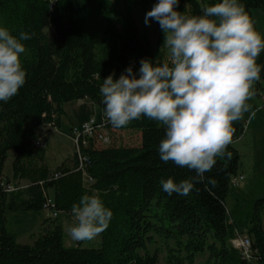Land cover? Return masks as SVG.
<instances>
[{"label":"trees","instance_id":"obj_1","mask_svg":"<svg viewBox=\"0 0 264 264\" xmlns=\"http://www.w3.org/2000/svg\"><path fill=\"white\" fill-rule=\"evenodd\" d=\"M121 1L126 9L118 30L110 0H0L1 25L13 35L21 31L32 34L23 41L25 52L20 56L25 84L8 102H0V264H159L158 252L148 250L156 239L166 246V264H197V257L204 254V264H247L232 246L236 232L251 239L264 264V197L254 202L247 225L230 220L226 208L228 196L236 191L231 180L241 170L234 144L244 135L243 119L233 122L235 131L227 146L231 158H217L204 174L215 184H208L207 179L195 183L183 196L163 192L160 180L171 177L179 182L195 173L160 160L157 149L164 138V125L143 116L117 128L138 133V146L126 147L115 134L108 147L90 143L81 151L86 159L82 169L74 153L51 173L45 163L46 149L35 147L39 129L62 128L66 103L89 100L104 115L99 91L104 78L113 73L119 78L129 66L138 71L143 58L165 61V37L158 22L153 20L158 28L153 51L146 38L140 40L130 10L132 4L146 15L156 0ZM216 2L179 0L176 10L200 15L205 3ZM240 2L258 32L252 11L264 10V0ZM98 19L103 23L101 43L90 32ZM48 28L52 35L46 32ZM256 63L261 68L256 81H264V51ZM11 154V178L28 183L24 202L9 199L3 187ZM46 194L57 212L70 216L72 205L82 195L96 194L102 199L113 216L100 233L98 247L68 246L63 226L51 218L32 244L17 242L6 229V211L43 212Z\"/></svg>","mask_w":264,"mask_h":264},{"label":"clouds","instance_id":"obj_2","mask_svg":"<svg viewBox=\"0 0 264 264\" xmlns=\"http://www.w3.org/2000/svg\"><path fill=\"white\" fill-rule=\"evenodd\" d=\"M179 0H156L145 15V25L158 22L164 33L163 48L169 59L143 58L138 71L127 67L100 85L104 116L114 128L142 116L164 125L158 144L163 162L193 170L189 179L160 180L163 192L187 195L195 183L215 184L205 173L217 158H231L227 146L235 131L233 122L255 116L248 100L251 84L259 79L256 58L264 51V37L253 28L240 0L205 3L200 15L176 10ZM0 26V102H8L25 84L26 70L20 56L23 41ZM75 223L67 227L73 240H90L106 229L113 216L96 194H84L71 208Z\"/></svg>","mask_w":264,"mask_h":264},{"label":"rangeland","instance_id":"obj_3","mask_svg":"<svg viewBox=\"0 0 264 264\" xmlns=\"http://www.w3.org/2000/svg\"><path fill=\"white\" fill-rule=\"evenodd\" d=\"M110 1L115 12V24L118 30H121L126 5L121 0ZM130 10L138 29L140 40L143 41L146 38L150 48L155 51L158 42V28L156 24L152 20L150 25H145V14L141 8L131 4ZM252 15L259 34L264 37V10H253ZM0 26H2L1 23ZM102 29L103 23L98 19L90 31L98 39L99 43L104 39ZM46 32L49 35L53 34L52 28H48ZM168 59L167 53L165 61ZM250 91L251 96L248 103L251 105V110L255 111V116L249 120V114H244L245 132L242 138L234 144L241 157V170L238 175L239 177H243V180L240 181L235 194L231 193L226 200V208L230 220L235 221L239 225H247V221L253 211L254 202L264 197V81L254 80ZM64 108L67 114L63 119L61 129L45 126L38 130V134L44 136L43 142H45L46 149L45 163L49 166L51 173L55 172L64 162L70 161L75 153L73 128L91 119H95L96 121H101L102 119L101 110L89 100L66 103ZM74 119H76V124L71 128L70 122H74ZM115 136V139L126 147H136L140 144V135L132 131H124L122 134ZM13 158L14 155L11 154L5 165V183L16 187L15 192L9 193V199L24 202L27 199V187L11 178ZM44 213L48 215V218L52 217L49 212ZM5 216L6 229L16 237L18 243L30 244L28 243L30 242L28 239L33 235L39 236L45 229L42 227L44 215L41 212L6 211ZM52 221H56L57 224L63 226L68 246L81 244L82 247H98L100 233L90 240L77 241L70 237L67 227L75 223V221L69 215L60 214L58 217L52 218ZM169 245L172 246L173 244L170 242ZM148 250L151 254L158 252L159 264H166V246L161 240L156 239V242L151 244ZM206 259L207 254L198 256L196 263L204 264Z\"/></svg>","mask_w":264,"mask_h":264},{"label":"built area","instance_id":"obj_4","mask_svg":"<svg viewBox=\"0 0 264 264\" xmlns=\"http://www.w3.org/2000/svg\"><path fill=\"white\" fill-rule=\"evenodd\" d=\"M101 121H96L91 119L87 122H84L80 126L73 128L74 135V151L78 155L80 162L79 169L84 167L86 161L84 155L82 154V148H86L90 143H95L98 147H108L112 145V134L119 135L122 134L117 128L111 126L110 122L106 119L104 115L101 117ZM36 148H45V143L43 140L38 139L35 142ZM243 180V177L239 175L235 176L231 180V187L237 189L240 181ZM89 182H93L91 179H88ZM5 191L9 194L16 191V187L3 183ZM44 203V212H49L52 217L56 218L60 215L54 208L53 201L51 197L46 194ZM232 246L240 253L241 258L246 261L247 264H261L260 252L257 249H254L253 243L249 237L242 235L239 232L235 233V236L231 240Z\"/></svg>","mask_w":264,"mask_h":264},{"label":"crops","instance_id":"obj_5","mask_svg":"<svg viewBox=\"0 0 264 264\" xmlns=\"http://www.w3.org/2000/svg\"><path fill=\"white\" fill-rule=\"evenodd\" d=\"M66 114H67V113H66ZM74 120H75L74 122H73V121L70 122V124H71V128H72V126H74V124H76V119H74ZM72 124H73V125H72ZM38 136H39V139H41V140L44 141V138H43L44 136H41V135H39V134H38ZM44 143H45V142H44ZM21 183L24 184L25 187H28V183H27V182L22 181ZM41 213H43V215H44V216H43L44 221H43V223H42V227H43V228H46V227L49 225L48 223L45 224V222H46L47 219H48V215L45 214L44 211L41 212ZM69 216H70V215H69ZM70 217L73 218V216H70ZM41 235H42V234H39V236H34V235L31 236L30 239H28V240L30 241V242H28V243L32 244V243H33L38 237H40ZM28 240H23V241H28ZM20 244H23V243H20Z\"/></svg>","mask_w":264,"mask_h":264}]
</instances>
